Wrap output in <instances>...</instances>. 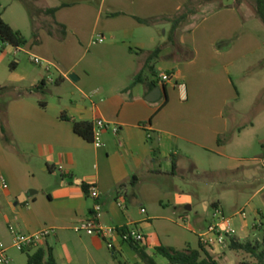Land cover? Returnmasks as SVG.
<instances>
[{
  "label": "crops",
  "instance_id": "0c3cea01",
  "mask_svg": "<svg viewBox=\"0 0 264 264\" xmlns=\"http://www.w3.org/2000/svg\"><path fill=\"white\" fill-rule=\"evenodd\" d=\"M190 1H35L39 10L56 12L55 17L41 13L37 21L40 71L19 63L12 70L17 72L13 81L17 95L42 93L32 89L43 80L59 90L66 86L73 90L71 97L62 90L52 91L60 98L42 101L45 105L30 99L17 102V139L29 157L16 160L0 145V220L7 223V230L0 224V238L12 239L11 223L24 233L50 227L54 232L41 247L52 248L58 264H117L118 254L134 252L129 243L117 238L111 249L105 239L76 230L94 207L87 193L94 182L102 193L101 223L138 228L146 236L144 247L148 250L150 245L154 257L160 255L156 247H171L174 242L181 249H199V235L208 225L192 231L164 214H176L183 201L181 193L164 184L180 171L183 157L198 168L196 151L201 150L219 165L212 172L243 169V183H254L256 164H244L247 158L233 144L245 126L234 124L228 110L233 108L236 120L244 115L235 73L264 69V23L252 0L207 2L177 29L172 41L170 22L140 21L174 17ZM23 4L0 0V13L28 38L35 28ZM57 23L66 27L63 39V28ZM30 45L20 48L28 50ZM159 46V56L151 60ZM162 73L170 74L171 80L163 82ZM49 74L54 81L48 80ZM71 74L79 81L71 79ZM157 87L163 88L161 98L149 101L147 96ZM257 93L264 94V82ZM98 119L107 123L100 146L78 134L74 125L75 121L95 125ZM169 142L174 147L170 157L165 151ZM193 200L186 195L187 202ZM217 204L226 209L220 199L206 208L212 210ZM174 223L185 228L182 235L175 241L162 237L166 226Z\"/></svg>",
  "mask_w": 264,
  "mask_h": 264
},
{
  "label": "rangeland",
  "instance_id": "374dc122",
  "mask_svg": "<svg viewBox=\"0 0 264 264\" xmlns=\"http://www.w3.org/2000/svg\"><path fill=\"white\" fill-rule=\"evenodd\" d=\"M247 1L251 2V0ZM2 4H4V9L8 6L6 2ZM24 7L28 12L25 5ZM164 31L165 29L162 30V33ZM32 37H26L28 42L32 43V45L34 44L33 46L30 45L31 48L28 50L22 48L14 49L10 45H6L3 51L0 50V88L14 86L13 81L17 78V72H13L11 69V63L14 61L27 70L40 71V65L33 63L31 56L41 57V51L38 49L41 43L35 42L34 32ZM41 40L43 42L42 38ZM54 72L55 70H53V74L55 75L56 72ZM49 75L54 79L52 74ZM75 81L79 80L77 79ZM235 81L241 93L239 107L243 110L244 115L240 120H236L234 118L233 108L228 110V114L234 124L238 123L241 126H245V129H243L238 138L234 139L233 144L235 150L247 158L244 164H256L255 171L257 172V179L252 184L243 183V169L235 170L234 172H212L211 168L219 165L211 161L209 155L201 150L196 151L200 158L198 168L194 167L188 158L183 157L180 171L177 175L165 179L164 184L167 189L174 188L171 191L174 190L177 193H181L183 201L179 206V210L176 211V214L169 212L164 214H166L165 216H174L178 224L185 225L192 231H197L199 230V226L203 224L208 225L212 220L213 211L211 209L208 210L206 205L214 199H220L226 205L225 213L232 218L239 237L245 236V234L247 235V231L250 232L249 237H246L242 241H251L252 243L260 241L262 248H264V94L259 96L257 93L260 83L264 82V69L252 70L244 75L235 73ZM56 87V84L48 82L45 93H35L34 95H25L24 97L17 95V91L12 89L0 91V145L6 152L13 155L16 160L18 157L23 162L26 156L29 157V154L25 153L20 141L17 139V102L22 99H30L38 103L44 100H58L60 97L51 93L52 91L55 93L58 92L57 90L59 89ZM61 90L66 97H71L69 94L73 88L66 86ZM252 122L255 125H251ZM1 126L5 127V133H3ZM173 150L174 147L169 142L165 147V151L169 157ZM187 194L193 196V202L186 201ZM238 196L240 199L237 200ZM190 206L192 209H190ZM243 210L247 212L248 216L246 219L241 216ZM168 218L166 221H168ZM0 224L7 230L6 221L1 219ZM178 224L174 223L171 226L167 224L168 226L164 229L162 237L164 236L168 240L173 241L178 239L184 232L183 229H185ZM191 230L189 232L193 233ZM151 234H154V238L156 237L155 232ZM0 240L8 247V256L11 259V264H28L27 251H21L13 247L10 237L7 239L0 238ZM175 244L174 242L171 247L181 249ZM163 245L169 246L167 244ZM192 246L197 245L193 242ZM150 250L152 249L149 245L147 251L149 252ZM133 251L132 254H118L117 264H146L143 260V262L137 263L133 255L137 258L139 256L135 250ZM213 255L219 259L220 264H239L244 261H249L250 263L257 262L255 256L242 250L229 249L225 252L213 253ZM154 258L159 264H170L168 259L163 255H158Z\"/></svg>",
  "mask_w": 264,
  "mask_h": 264
},
{
  "label": "trees",
  "instance_id": "16d2710c",
  "mask_svg": "<svg viewBox=\"0 0 264 264\" xmlns=\"http://www.w3.org/2000/svg\"><path fill=\"white\" fill-rule=\"evenodd\" d=\"M29 10L31 18L34 24V36L35 42L39 43L40 38L38 34V25L37 21L40 18L41 13H45L46 15L55 17L56 9H47V10H39L36 7V0H21ZM213 0H191L185 7V9L178 15L174 17H163L161 19L151 18V19H140L143 23L153 25L157 20H165L172 24V29L169 35V40H174L175 33L178 28L183 26L188 22L190 17L197 13L200 8ZM241 1V0H238ZM254 2L255 11L259 19L264 23V0H252ZM56 25L63 28V36L62 39L67 35V30L64 25L57 23ZM28 44L27 38L23 35V33L19 30H15L9 23H7L3 17L0 15V50H4L6 45L14 46L15 48H20ZM162 50V46L157 47L151 53V60L157 58ZM17 62L11 63V69L14 70L16 68ZM138 80L141 77H137ZM47 85L46 81L43 80L39 85L34 87L32 90L36 92H43L45 86ZM12 89L17 91L16 86H9L0 88V91ZM42 105L45 103L41 102ZM75 131L85 137L88 140H94V123L90 121H75ZM3 133L6 132L5 127L1 126ZM174 168L177 167L176 161L173 162ZM124 228V227H123ZM133 250L138 254V256L146 263V264H159L153 255H151L144 245L140 242L131 241L129 242ZM231 249L233 250H242L249 254H252L257 258L256 263H250L249 261H244L239 264H264V248H262V243L257 241L256 243H252L251 241H242V240H234L231 245ZM28 252V264H58L56 257L54 255L52 248H43L38 247L36 251L31 254ZM156 252L160 255L166 257L170 264H220L219 259L213 255L211 252L206 250L200 243L199 249H193L192 247L186 249H176L173 247L160 245L156 247Z\"/></svg>",
  "mask_w": 264,
  "mask_h": 264
},
{
  "label": "built area",
  "instance_id": "2783aa9c",
  "mask_svg": "<svg viewBox=\"0 0 264 264\" xmlns=\"http://www.w3.org/2000/svg\"><path fill=\"white\" fill-rule=\"evenodd\" d=\"M100 40H103L101 38ZM20 51V50H18ZM31 59L36 64H41L43 60L38 56H31ZM46 69L50 71V65L46 66ZM161 79L163 82L171 80V75L168 73H162ZM48 80L54 81L50 76ZM107 127V123L98 119L94 125V141L97 146L101 145L100 136L102 131ZM63 169V167H60ZM3 186L7 187V184L3 182ZM88 195L95 201L94 207L89 217L81 221L77 226L78 232H85L89 235H97L108 242V246L111 249L116 247L115 240L118 238L123 242L129 243L131 241L140 242L142 244L146 241L145 234L134 226H128L124 228L112 227L101 223L99 216L103 210L102 205V193L98 185L94 182L88 185ZM120 206H125L123 201L119 202ZM145 212V209H142ZM212 220L208 224L207 229L199 235L201 245L209 252L219 253L225 252L231 249L232 242L234 240H243L239 237L236 227L232 222V218L226 215L225 209L222 205L217 204L212 208ZM241 216L246 219L247 212L243 210ZM9 229L12 233V245L13 247L21 251H31L37 249L41 244L46 241L54 232L53 228L47 227L36 233H24L17 228V225H10ZM0 264H11V259L8 256V247L4 242H0Z\"/></svg>",
  "mask_w": 264,
  "mask_h": 264
},
{
  "label": "water",
  "instance_id": "95a60500",
  "mask_svg": "<svg viewBox=\"0 0 264 264\" xmlns=\"http://www.w3.org/2000/svg\"><path fill=\"white\" fill-rule=\"evenodd\" d=\"M71 78L75 79V80L78 79L77 75H75V74H71ZM162 93H163V88L157 87L147 96V99L149 101H156V100L161 98Z\"/></svg>",
  "mask_w": 264,
  "mask_h": 264
}]
</instances>
